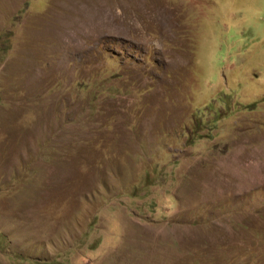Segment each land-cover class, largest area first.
I'll list each match as a JSON object with an SVG mask.
<instances>
[{
  "label": "rangeland",
  "instance_id": "obj_1",
  "mask_svg": "<svg viewBox=\"0 0 264 264\" xmlns=\"http://www.w3.org/2000/svg\"><path fill=\"white\" fill-rule=\"evenodd\" d=\"M0 264H264V0H0Z\"/></svg>",
  "mask_w": 264,
  "mask_h": 264
}]
</instances>
